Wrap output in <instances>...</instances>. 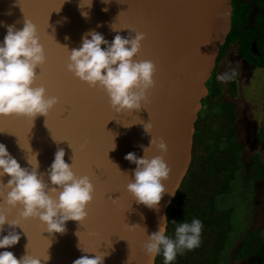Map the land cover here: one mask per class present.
Listing matches in <instances>:
<instances>
[{
	"label": "water",
	"instance_id": "obj_1",
	"mask_svg": "<svg viewBox=\"0 0 264 264\" xmlns=\"http://www.w3.org/2000/svg\"><path fill=\"white\" fill-rule=\"evenodd\" d=\"M244 1L252 7L248 29L262 11L254 0ZM88 2L0 0V44L7 26L22 30L24 17L31 19L38 26L47 55L37 83L60 101L47 118L37 116L33 124L25 117L0 116V143L24 168L31 169L27 158L33 159L35 154L40 173H47L55 152L63 148L65 162L73 164L77 175L90 176L95 186L88 218L82 225L67 221L63 234H49L38 219L23 220L12 209L8 219L17 220L20 226L13 229L6 223L0 238L14 230L20 240L0 252L10 251L20 259L26 246L35 256L47 251L50 259L41 264H73L84 255L93 258L91 252L96 251L108 253L103 264H128L129 256L130 264H155L157 255L149 258L142 250L143 230L126 224H139L151 235L158 231L161 218L167 217L192 163L195 124L208 93L207 82L232 29V0H91V7ZM82 12L88 13L87 18ZM126 28L146 34L136 59L156 64V86L150 90L149 103L140 110L116 113L103 91L89 88L67 71L69 53L60 45L78 49L84 34L92 30L111 43L117 34L127 38ZM36 71L39 74L40 69ZM141 123H151V133ZM152 136L163 137L167 143L165 160L172 169L162 181L165 192L156 208L136 203L127 191L136 165L125 159L130 152L143 157L141 145L149 147ZM154 155L160 153L153 149L149 156ZM0 179L6 184L10 177ZM44 180L50 183L47 175Z\"/></svg>",
	"mask_w": 264,
	"mask_h": 264
},
{
	"label": "clouds",
	"instance_id": "obj_2",
	"mask_svg": "<svg viewBox=\"0 0 264 264\" xmlns=\"http://www.w3.org/2000/svg\"><path fill=\"white\" fill-rule=\"evenodd\" d=\"M87 5L91 7V0ZM82 15L87 18L88 13L82 12ZM112 28L117 31L113 25ZM126 29L129 30L127 38L117 34L111 43L94 30L84 34L82 46L78 49L69 50L66 45L58 43L69 53L67 71L89 88L103 91L108 97L110 107L116 113L140 110L149 103L150 90L156 86V64L148 59H136L146 34L135 28ZM40 41L38 26L27 17H24L22 30H17L14 25L7 26V34L0 44V116L25 117L33 124L37 116L47 118L49 112L60 102L57 96L48 95L47 89L37 83L47 63L45 48ZM101 45L106 47L102 48ZM37 68L40 69L39 74ZM218 79L227 80L230 77L225 73ZM141 124L147 133H151V123ZM53 139L56 140L54 137ZM141 147L143 157L138 158L131 152L125 156L127 161L136 165L134 179H130L127 184V191L136 203L156 208L165 192L162 181L167 180L172 171L165 160L168 145L163 137L152 136L150 146ZM111 149H115L114 143ZM153 149L160 155L149 156ZM64 156V149L58 148L47 173H40L35 154V162L27 158L31 169L24 168L8 152L7 147L0 143V178L5 175L10 177L6 184L0 179V198L3 201L0 203V232L4 231L6 223L13 229L20 226L17 220L8 219L7 213L12 209H17L19 217L23 220L38 219L46 226L45 231L49 234L65 233L66 222L70 220L83 224L88 218V206L95 198V186L90 176L77 175L73 164L66 163ZM45 175L50 183L45 182ZM171 222L176 225L174 236L167 234V217L161 218L158 231L151 235H147V229L139 224H126V227L143 230L146 239L142 250L149 258L162 255L164 264H171L179 253L200 245L202 230V222L199 219L190 223ZM19 240L20 234L14 230L10 231L0 238V249L10 248ZM82 251L89 253L84 248ZM91 253H95L93 258L84 255L73 264H103L105 256L108 255L106 252ZM49 259L47 251L43 255L35 256L29 253L27 246L26 254L20 259L10 251L0 252V264H41L42 260L47 262ZM130 260L131 256L128 264Z\"/></svg>",
	"mask_w": 264,
	"mask_h": 264
},
{
	"label": "flooded vegetation",
	"instance_id": "obj_3",
	"mask_svg": "<svg viewBox=\"0 0 264 264\" xmlns=\"http://www.w3.org/2000/svg\"><path fill=\"white\" fill-rule=\"evenodd\" d=\"M261 11L252 28L245 29L249 20L242 26L253 32L229 33L207 82L208 93L195 124L193 152L198 141L210 161L207 172L227 185L216 197L217 208L229 214L231 225L221 264H264V11ZM225 73L230 79H218Z\"/></svg>",
	"mask_w": 264,
	"mask_h": 264
},
{
	"label": "trees",
	"instance_id": "obj_4",
	"mask_svg": "<svg viewBox=\"0 0 264 264\" xmlns=\"http://www.w3.org/2000/svg\"><path fill=\"white\" fill-rule=\"evenodd\" d=\"M254 2L264 11V0H254ZM232 6L231 32H253V29L245 31L242 27L249 20L251 5L244 0H232ZM256 24L257 27L260 26V16ZM262 32L264 35V31ZM196 144L190 168L167 209L169 221L167 234L174 236L176 225L171 221L190 223L194 219H199L202 222L200 245L179 253L171 264H221L228 233L231 230L229 214L220 211L216 205L217 195L222 193L227 185L217 178H212L209 171L207 172L206 166L210 161L205 158L203 148L198 146V141ZM155 264H164L162 255H157Z\"/></svg>",
	"mask_w": 264,
	"mask_h": 264
}]
</instances>
